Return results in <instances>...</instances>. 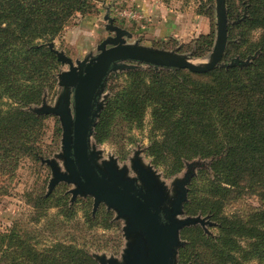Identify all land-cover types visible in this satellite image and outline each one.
I'll use <instances>...</instances> for the list:
<instances>
[{
	"label": "trees",
	"instance_id": "1",
	"mask_svg": "<svg viewBox=\"0 0 264 264\" xmlns=\"http://www.w3.org/2000/svg\"><path fill=\"white\" fill-rule=\"evenodd\" d=\"M92 1L0 0V175L10 180L22 159L45 157L39 142L46 117L25 107L40 104L42 94L55 89L59 62L48 44L76 14H91ZM224 1L228 42L220 64L202 74L156 71L148 64L144 71L129 72L112 89L94 132L103 142L117 122L118 128L124 123L140 128L150 109L148 153L156 165L166 159L176 173L184 161L213 159L212 179L200 173L205 185L201 204L191 209L197 190H190L193 196L184 209L212 214L218 223L216 244L205 241L216 253V264H264V0ZM207 9L213 12L212 5ZM213 39L211 33L196 40L192 56H205ZM236 58L252 60L241 67ZM52 195L39 203L45 206ZM243 196L255 198L259 207H249L243 216L225 213ZM17 231L14 226L0 233V264H98L76 244L56 242L40 249ZM202 256L194 249L192 263L203 264ZM182 257L181 252L182 263L189 261L190 256Z\"/></svg>",
	"mask_w": 264,
	"mask_h": 264
},
{
	"label": "rangeland",
	"instance_id": "2",
	"mask_svg": "<svg viewBox=\"0 0 264 264\" xmlns=\"http://www.w3.org/2000/svg\"><path fill=\"white\" fill-rule=\"evenodd\" d=\"M207 3L208 0H169L167 3L162 0H93L90 2L94 6L91 14H76L48 47L51 45L53 50L70 58L77 67L76 62L88 61L98 55L103 42L105 48L111 47L110 41L115 37L116 30L120 29L127 32V36L123 37L126 44L173 51L190 57L195 64H206L210 60L217 35V0L212 1L213 12L208 11L207 7L211 5ZM145 4L149 6L143 12L141 8ZM211 33L214 39L209 52L203 57L194 58V42ZM122 64L124 68L111 70L106 76L102 91L97 97V102L102 104L100 112L112 97V89L116 85H122L129 72L144 71L148 67L137 62ZM222 64H227V61ZM155 70L158 71V68ZM67 71L69 66L59 63L55 89L51 93L44 92L40 104L28 105L25 110L36 114L34 111H41L43 107H55L61 99H69L72 108V88L59 85V75ZM37 116L46 117L44 136L39 142L46 154L37 160L24 158L18 162L12 180L7 175H0V233H8L15 226L21 234L30 238L32 244L36 241L40 249L56 242L76 244L84 248L98 264L102 260H115L118 264H124L123 257L131 243L124 231L126 219L120 218L116 211L104 203L94 207L91 195L73 199L72 191L75 186L72 184L60 182L49 192L53 175L46 161L54 162L59 171L67 174L65 161L61 158L62 127L55 115ZM152 122L151 110L148 109L143 116L142 127L134 126L129 129L124 123L118 128L121 122H117L103 142L96 139L94 126L89 148L97 155L95 165L104 170L105 164L114 162L115 168L124 171L125 178L133 180L142 190L144 185L139 179V170L146 174L152 173L158 186L164 188L163 209L171 207L182 185L186 190V201L177 218H198L203 224L185 226L179 231L181 245L175 249L174 264H194L191 257L194 249L203 255V264H216V253L205 245V241L216 244L218 223L212 214H190L184 209L193 196V192L189 193L190 190H197L191 209L194 210L201 204L200 198L204 195L205 185L201 182L200 173L205 172L207 175H204L212 179L210 165L213 159L194 158L184 161L182 168L176 173L171 172L166 159L158 161L159 164L156 165V160L148 153L152 144ZM51 193L52 198L45 206L42 202L39 203L40 199L47 198ZM258 205L255 198L243 196L227 205L225 213L243 216L249 207H259ZM181 252L183 261L190 256L186 263L180 260ZM193 256L195 257L194 254Z\"/></svg>",
	"mask_w": 264,
	"mask_h": 264
},
{
	"label": "water",
	"instance_id": "3",
	"mask_svg": "<svg viewBox=\"0 0 264 264\" xmlns=\"http://www.w3.org/2000/svg\"><path fill=\"white\" fill-rule=\"evenodd\" d=\"M217 35L210 60L206 64H193L190 57L173 51L159 50L126 44L123 39L127 32L116 30L110 41L111 47L100 45V53L88 61L76 62L49 48L57 61L67 64L69 71L59 75V85L72 88V108L69 99H61L53 108L43 107L39 114H51L59 118L62 127V155L67 174L59 171L52 161L49 165L53 179L49 192L60 182L75 186L73 199L81 195H91L94 207L106 204L116 211L120 218L126 219L125 234L131 239L123 257L124 264H174L175 249L181 245L179 231L189 225L203 224L198 218L179 220L186 190L181 185L180 192L169 209H163L164 188L158 186L152 173L139 170V179L144 189H139L133 180L125 178V172L115 168L114 162L105 164L106 171L95 165L97 155L89 148V140L96 119L102 108L97 97L102 91L107 74L124 68V62L148 64L155 68L186 69L193 73H206L220 64L227 45V13L224 0H217ZM252 58L245 61L236 59L235 64L246 66ZM230 64H233L231 62ZM68 92V98H69ZM183 184V183H182ZM163 210V215H162ZM101 264H118L115 260Z\"/></svg>",
	"mask_w": 264,
	"mask_h": 264
},
{
	"label": "crops",
	"instance_id": "4",
	"mask_svg": "<svg viewBox=\"0 0 264 264\" xmlns=\"http://www.w3.org/2000/svg\"><path fill=\"white\" fill-rule=\"evenodd\" d=\"M143 4H144V3H143ZM148 6H149V5H146V4L143 5L142 8H141V11L146 12L145 9H146Z\"/></svg>",
	"mask_w": 264,
	"mask_h": 264
},
{
	"label": "flooded vegetation",
	"instance_id": "5",
	"mask_svg": "<svg viewBox=\"0 0 264 264\" xmlns=\"http://www.w3.org/2000/svg\"><path fill=\"white\" fill-rule=\"evenodd\" d=\"M96 161V160H95ZM95 163V162H94ZM104 170L106 171V167H105V165H104ZM135 184H137V183H135ZM136 186H138V185H136Z\"/></svg>",
	"mask_w": 264,
	"mask_h": 264
},
{
	"label": "bare ground",
	"instance_id": "6",
	"mask_svg": "<svg viewBox=\"0 0 264 264\" xmlns=\"http://www.w3.org/2000/svg\"><path fill=\"white\" fill-rule=\"evenodd\" d=\"M193 63V62H192ZM193 64H195V63H193Z\"/></svg>",
	"mask_w": 264,
	"mask_h": 264
}]
</instances>
